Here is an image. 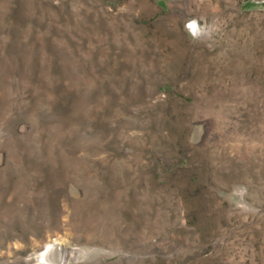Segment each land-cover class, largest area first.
Listing matches in <instances>:
<instances>
[{
  "label": "rangeland",
  "instance_id": "obj_1",
  "mask_svg": "<svg viewBox=\"0 0 264 264\" xmlns=\"http://www.w3.org/2000/svg\"><path fill=\"white\" fill-rule=\"evenodd\" d=\"M264 264V0H0V264Z\"/></svg>",
  "mask_w": 264,
  "mask_h": 264
},
{
  "label": "bare ground",
  "instance_id": "obj_2",
  "mask_svg": "<svg viewBox=\"0 0 264 264\" xmlns=\"http://www.w3.org/2000/svg\"><path fill=\"white\" fill-rule=\"evenodd\" d=\"M51 248L52 246L51 245H47L44 250L42 251L41 253V258L44 260V262H46L47 264H52V260L49 258V254L51 252ZM68 257V253H65V254H62V261L60 262V264L66 260V258Z\"/></svg>",
  "mask_w": 264,
  "mask_h": 264
}]
</instances>
